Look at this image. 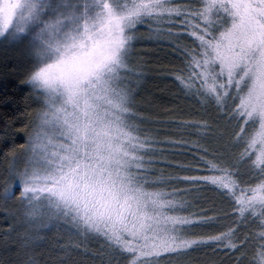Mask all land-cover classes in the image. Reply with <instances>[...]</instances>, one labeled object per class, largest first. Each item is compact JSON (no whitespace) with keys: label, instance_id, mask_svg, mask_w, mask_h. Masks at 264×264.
<instances>
[{"label":"snow or ice","instance_id":"obj_1","mask_svg":"<svg viewBox=\"0 0 264 264\" xmlns=\"http://www.w3.org/2000/svg\"><path fill=\"white\" fill-rule=\"evenodd\" d=\"M138 26L163 42L191 34L200 44L199 58L186 60L175 78L202 107L215 109L218 122L158 123L212 135L215 151L201 146L208 155L198 157L206 167L189 168L210 174L152 177L154 164L187 167L164 155L177 147L161 145H189L140 135L136 126L129 133L94 103L115 102L127 113L126 73L142 75L128 63ZM0 40H29L25 83L36 95L63 96L67 104L56 117L57 133L47 112L31 122L26 146L0 173L4 200L18 198L27 216H36L43 201L52 216L70 219L75 235L58 245L66 256L96 237L107 242L108 264H192L191 252L208 244L242 257L253 246L250 264H264V0H0ZM172 181L216 186L236 219L216 235H193L194 225L202 230L217 217L186 214L193 205L182 193L199 188L149 187ZM251 225L255 241L241 231Z\"/></svg>","mask_w":264,"mask_h":264},{"label":"trees","instance_id":"obj_2","mask_svg":"<svg viewBox=\"0 0 264 264\" xmlns=\"http://www.w3.org/2000/svg\"><path fill=\"white\" fill-rule=\"evenodd\" d=\"M142 36L140 41L135 43L137 56L135 57L137 67L142 73L143 82L139 80L135 84L127 86L129 97L132 98V109L135 111V121L141 135H151L157 140L167 138L173 140H183L189 146L181 147L179 145H161L170 148L177 147L179 150L168 152L164 155L171 162H178L187 166L186 168L173 167L171 164H154L157 169L150 173L152 177L169 176L179 174L184 175H205L207 172H194L189 168H205L206 165L198 160V157L208 155V152L201 151L200 147L215 151L213 136L195 138L199 135L198 126L181 127L174 123H158V121L168 120H200L206 119L209 124L215 125L218 121L215 109L213 107H202L197 96L187 92L175 78V74L185 67V61H190L189 48L190 41L185 36L175 38L183 42L184 47L177 46L175 43L163 42L156 37L147 26H139ZM146 35H151L150 39H145ZM163 36L166 34H162ZM181 39V40H179ZM9 44V43H8ZM27 46V45H26ZM138 46V49H137ZM27 47H12L5 42L0 43V173H3V167L8 162L12 152L19 153L26 146V133L31 130V122H35L38 114L39 104L36 93L25 83L28 79V69L31 61L29 53L25 50ZM146 79V81H145ZM207 112V115H203ZM210 133H214L215 128H209ZM179 137V139H178ZM194 143V144H192ZM7 154V155H6ZM157 158L159 154H154ZM209 159H213L209 156ZM163 171H160V170ZM2 175H0V238L7 231L9 223L2 215L1 205L3 204V185ZM149 187H178V188H199L200 191H193L191 202L195 205L191 207L192 213H198L205 216H218L221 218L226 214L235 220L232 214V204L227 198L224 203V197L227 196L216 186L208 185H188L179 182H169L165 184L149 185ZM217 195L212 202L214 196ZM207 197L210 200L204 201ZM213 197V198H212ZM212 202V203H208ZM254 226V225H253ZM226 226L214 232L213 235L225 231ZM252 238L257 239L256 233L248 231ZM237 236H240L237 233ZM211 258L208 256L206 262L196 258L192 264H250L257 248L253 247L247 251V255L242 258L239 251H230L221 248L216 244H211ZM7 251L0 243V264H11L10 255L4 256ZM101 252H98L100 254ZM230 254V256H228ZM228 256V257H227ZM85 258V257H84ZM105 258V259H104ZM88 258H85V262ZM82 262V264H85ZM13 264V263H12ZM97 264H108L107 255L97 260ZM161 264H166L161 261Z\"/></svg>","mask_w":264,"mask_h":264},{"label":"rangeland","instance_id":"obj_3","mask_svg":"<svg viewBox=\"0 0 264 264\" xmlns=\"http://www.w3.org/2000/svg\"><path fill=\"white\" fill-rule=\"evenodd\" d=\"M138 28L136 33L137 41L135 43H138L141 39L140 37L142 36V32ZM161 36L163 37L162 34ZM183 36L184 37L186 36L188 38L190 44L192 43V46L190 45L189 48V53H190V61H194L200 56V44L198 43L197 39L193 37L191 34L182 35L180 36V38ZM150 38L151 35L145 36V39H150ZM1 42L4 41L0 40V43ZM135 43L133 44V51L130 55L128 63L130 67L138 68L137 62L134 61L136 60L135 57L137 56ZM175 44L181 47L185 46L183 42H179V41H177V43L175 42ZM7 45H11L12 47L25 46L27 47V49L25 50L27 51V53H29V55H31L32 45L29 40H25L21 44L9 43ZM126 75L128 76V79L124 81V84L126 86L135 84V82L141 79L142 77V75L136 76L132 72H128L126 73ZM139 81L140 83H142L143 79ZM37 95L40 97V99H38L37 97L39 108H38V114H36L35 121H38L40 113L42 112L49 113L51 120L50 131H52L55 134L59 131V121L56 119V117L59 115L62 109L67 107L66 101L63 96L48 97V96H44L43 94H37ZM132 102H133L132 98L129 97V102L124 106L127 109V113H124L120 111V109L117 107V104L115 102L110 103L105 99H98L94 101L102 116L106 113L108 120L113 122H119L121 126L127 125L129 133L134 134L135 129L132 126L137 127V122L134 119L135 111L131 107ZM207 132L210 133L209 129H207ZM149 136L151 135L149 134ZM201 136L205 137L206 135L202 134V130L199 128V135L195 138H199ZM207 136L210 139L211 135H207ZM21 152L17 154H20ZM12 154L13 152L10 154L9 159H7L8 162H6V164L4 165L3 171L6 169L7 166H9L12 163ZM20 167L21 168L24 167V161L22 158L20 160ZM2 185H3V177H2ZM16 194L18 196L19 192L17 191ZM193 194L194 193L192 191L188 193H182V196H184L185 199L191 202L190 197H192ZM212 196H214V198L212 197L213 198L212 202H213L217 197V195H212ZM226 197L227 196L224 197L223 200L224 203L227 202ZM209 200L210 199L207 197L204 198V201L206 202ZM212 202H208V203L210 204ZM191 204L195 205L193 202H191ZM1 208H2V215H4L5 218L7 216L6 222L9 223V226L7 231H5L3 236L0 238V243L4 247L6 246L7 251L5 250L6 252L4 253V256L8 257L10 255L11 264L12 263L31 264V261L33 260L35 261V264H82V262H85V258H88V261H86L85 264H97L98 259L100 258L103 259V257L107 255V260H108V256L111 255L108 249L107 242L104 239L90 237L86 241L84 247L73 248L70 255L66 256L64 252L60 250L58 245L65 244L67 242V237L70 233L75 235L72 229L71 221L70 219L66 220L63 217L56 218L52 216L50 211L45 206V202L43 201H41V211L34 217H29L25 214L26 206L18 198L8 201L4 200L3 204L1 205ZM9 213H13V217L11 215H8ZM191 213H192V209L190 207L189 209L186 210V214H191ZM216 217L217 220L215 223H213L211 226H204L202 230L199 225H194L193 226L194 231L192 234L198 236L213 235L214 232L227 226V224L232 219V217L227 214L225 216L223 215L221 218H219L218 216ZM10 228L12 230H10ZM253 228L254 226L251 225L249 228L242 229L241 231H249L252 230ZM238 234L240 235L241 233L238 232ZM253 241H255V238H253ZM209 246H211V244L202 246L197 250H193L190 256L191 260L200 258L202 262H206L208 256L211 258L210 254H212L213 252V251L211 252V248ZM85 248L87 249L86 251L84 250ZM252 248L253 246H249L246 249V252L251 250ZM98 252L101 253L98 254ZM228 256H230V254ZM244 257L245 256H243L242 258Z\"/></svg>","mask_w":264,"mask_h":264}]
</instances>
